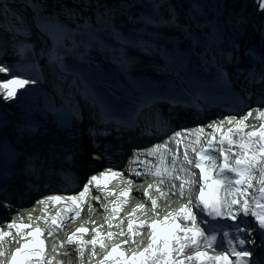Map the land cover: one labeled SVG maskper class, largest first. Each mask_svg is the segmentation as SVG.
Returning <instances> with one entry per match:
<instances>
[{
	"label": "snow or ice",
	"instance_id": "obj_1",
	"mask_svg": "<svg viewBox=\"0 0 264 264\" xmlns=\"http://www.w3.org/2000/svg\"><path fill=\"white\" fill-rule=\"evenodd\" d=\"M87 6V5H86ZM260 7L264 8V0H261ZM107 15V13H105ZM12 71L13 75L11 78H7L4 80H0V98L5 100H11L16 97L17 90L23 89L27 84H29V80L21 79L20 75L12 70L10 67L0 66V73H8ZM261 81H264V74L260 77ZM35 83V81H31ZM251 115V111L247 113V115H242L239 119L236 117H226L225 119L230 124H235V128L227 129V134H225L222 128H216L215 131L221 132L219 140L217 141L220 147L216 149L220 154L223 155V164L219 165V173H233L235 174V179L231 178H221L215 180L217 185L215 189V195L211 200H206L204 198L205 186L208 183L209 179H213V176L209 175V172H213L217 167V160L216 157L209 154V150L213 149L214 141L209 139L208 149H201L199 153H197L198 160L195 163V168L200 170L201 175L204 177V183L200 186L199 195L196 198L197 201V208L200 210L201 214L206 213L208 217H222L227 216L232 221H236L238 217L243 215V217H248L251 215L254 218V223L256 224V228L261 232L264 233V124L261 125V129L259 131H252L248 133H244L243 129L245 127V121L247 120L248 116ZM259 118L264 119V111L259 112ZM223 121H221V125ZM202 131V129H201ZM235 133H241V139L238 142V147L240 149L239 152L235 153V163L230 162V156L233 155L231 152V146L236 143L233 141L232 136ZM182 135L181 132H176L175 136L178 138ZM196 143H199L197 139ZM167 144V142H166ZM259 145L257 148L256 145ZM225 145L227 147H225ZM161 148L160 145H156L154 149L149 150V154L156 155L159 149ZM195 152L196 149L193 148ZM185 161L191 163L188 159L187 149H185L184 155ZM162 166L161 168L157 169L155 175L163 176L165 172L171 175L172 172L175 171V165L171 169H167L163 167V156H161ZM259 168L260 171V178H259V185L260 191L257 197H253L255 200V207L252 206L249 199L247 198L248 189L253 187V173L254 171ZM101 175H104L103 173ZM116 175V173H113ZM139 175V173H137ZM98 177L92 176L88 183L84 185L83 191L79 193L80 197H83L85 193L88 191V184H92L94 181H97ZM192 181H183L180 189V195L183 196L184 194V185L191 184ZM152 185H149L151 188ZM241 188H243V192H241ZM127 195V193H124ZM147 196V192L144 193ZM229 196L231 198H229ZM51 200H59L60 197H51ZM73 200L77 199V197H72ZM97 201L99 197L97 196ZM43 203V201H40ZM153 210L156 207V200L151 201ZM69 211H75L76 215H79V205H77L76 209H69ZM180 212L183 214V218L190 220L193 224L196 222V214L193 212V209L187 205L183 206L180 209ZM168 217H165L167 220ZM52 224L55 226L57 220L55 218L52 219ZM157 222H153L151 227L155 229ZM205 225L208 224V220L204 221ZM173 225L176 228L180 229V233H184L187 231L188 235H179L175 237L173 241H169L167 238L163 241L162 247L156 246V233L153 231L152 233V243L148 245L147 248L144 249L142 253L139 255L144 256V260L140 261L139 264H184L183 260L173 258V253H182L184 252L185 248L188 247H195L197 251L192 255L187 257L189 261H200V264H215L216 261H220L221 264H228V253H225L222 256H209L207 252L199 251L200 248V239H207L209 243H212L216 240V236L209 235L205 237V234L202 230L193 227L190 229H183L180 227L179 224H176L173 221ZM7 227L11 230L15 228L17 234H20V229L22 227H28L27 225H18L15 221H12L7 225ZM237 234L241 236H249L251 237L252 228H241L239 224L236 225ZM37 232L40 229H36ZM78 232L83 231L87 232V229L81 228L77 229ZM129 232H131V224L129 225ZM9 233L7 232H0V240H3ZM76 233H72L71 236L68 237L67 243L69 245L73 244L75 241L73 237H75ZM111 236V233H109ZM35 237H33L32 241L29 243L34 242ZM229 246L231 249V254L234 255L240 262V264H247V258L252 256L251 251L248 250H241L237 251L235 245L232 243L231 238H228ZM81 246L83 247L84 242L81 241ZM90 243L94 246L96 244V239L94 238ZM238 243L243 246L246 244V240L241 238L238 240ZM252 245H255V240L250 239L247 241ZM27 248L28 245L25 244L23 246ZM118 247V246H117ZM23 248H17L15 253L12 255L13 264L17 261V254H19ZM35 252H41L42 250L39 248L36 249H29ZM113 251H116L114 248ZM81 255H83L82 248H81ZM148 254V255H145ZM3 251H0V256H3ZM111 253H109V256ZM123 256V253L121 254ZM135 253L133 254V264H136L135 261ZM201 257H207V259L201 261ZM105 261L108 260V257L104 258ZM22 264H44V261H32V260H24ZM254 264V262H253Z\"/></svg>",
	"mask_w": 264,
	"mask_h": 264
},
{
	"label": "bare ground",
	"instance_id": "obj_2",
	"mask_svg": "<svg viewBox=\"0 0 264 264\" xmlns=\"http://www.w3.org/2000/svg\"><path fill=\"white\" fill-rule=\"evenodd\" d=\"M29 0H0V19L2 18V16H4L5 21H11V19H13L14 17L11 14V9L13 11H21L22 14L24 15V17H28V13L27 10H29V6L27 5ZM37 1V3H39L37 9H47V10H54L57 11L59 14L64 15L65 13L68 12H72V8L74 9H79V10H84V11H92L93 8L95 7L93 4V0H85L83 1V3L81 4L79 2V0H35ZM98 2H104L107 0H96ZM120 1H125V0H119ZM251 2L248 0H216V3L213 2V0H190V3H188L187 6H189V10L192 11L193 13V17L194 20L192 22V25H195L197 27V30L200 31V35H201V39L205 42L207 39H209L207 42V45L210 47H214L215 50H217L220 54L222 53V49H221V44H220V40L225 41L229 44H227V46H229V48H234L233 50V55H236L237 52H239V50H236V47L239 46L242 43H247V41L251 42V40H248L250 37L246 35H244V26L242 25V23L244 22L243 20H245L248 16V12L247 11H240V7L242 5H245L246 3ZM222 3L224 5V7H219V4ZM87 5V6H86ZM183 6V5H182ZM9 9H7V8ZM56 12V13H57ZM175 13H172L171 15H174ZM31 15V14H30ZM159 18H162L164 20H166L168 18V16L166 14H161V13H157L156 14ZM124 19H128L129 16L128 15H124ZM216 17V20H215ZM225 21V23H223L222 21ZM220 22V23H219ZM239 23L238 28L240 29V31H233V33H231L229 36H223L221 33L220 29H217L218 27H216V23H223L226 24V26H228L227 23ZM227 28V27H226ZM219 30V31H218ZM218 31V32H217ZM211 35V36H210ZM226 39V40H225ZM246 40V41H245ZM262 40V39H261ZM261 40H258L259 42H255V39L253 41L252 46L255 47H259L258 49H262L264 50V44ZM261 41V42H260ZM261 43V44H258ZM220 45V46H218ZM48 46V45H47ZM249 46V44H248ZM202 48H196L197 50H200V52H204L208 53L210 51V48H206V45L201 46ZM206 48V50H205ZM221 49V50H219ZM231 52V51H230ZM229 54V53H228ZM235 65V63L233 64V66ZM232 66V67H233ZM240 69H243V67L241 66ZM239 69V70H240ZM18 95H22V94H18ZM26 98H21L22 100L26 101ZM2 99V98H0ZM28 99V98H27ZM3 100V107H7L10 106L9 108H12L11 106H13V104L19 105L20 99L15 97L11 100ZM13 102V104H11ZM16 108H18L16 106ZM27 108V107H26ZM24 112L26 111L23 108H18V113L20 114V112ZM13 113H17L15 110L11 111ZM13 118H15V114H11ZM18 115V114H17ZM255 116V115H254ZM253 117H249L247 118V120L245 121V127L243 129L244 133H248V132H252V131H259L261 129V127H259L261 125V122L263 121V119L259 118L258 115L256 117H258V119H255ZM11 117V121L14 122L16 121V119H13ZM239 119V118H237ZM221 121H223V124L221 125ZM214 125H218V127H221L223 132L226 131L227 128H235L236 125L230 124L228 123V121L226 119L223 120H217L215 122H213ZM212 123L208 124L205 126V124L203 125V129H206V132L204 134V136L201 138V141H199V143H196L197 139L199 140V138H197V136H191V143L192 146H202V144L210 139L213 136V133H215V135L219 136L221 135V132H214V131H209L212 127H211ZM257 127H259V129H257ZM199 130V129H198ZM215 130V129H213ZM237 134V133H235ZM242 134L238 133V136H233L232 139L234 142L232 145V149H233V155L230 156V162L231 163H235V153L239 152L240 149L238 147V142L241 139ZM126 142L127 138H123ZM25 140V139H24ZM19 141V139L17 140ZM38 139H34L31 143V145L35 146L37 145L38 147H41L42 144L48 143L52 140H46L44 142L39 143ZM126 144L124 143L123 146H121L122 148H125ZM77 146V145H76ZM143 145H138V146H134V148L137 147H142ZM80 147L82 146V143L80 145ZM256 147L258 148L259 145L257 144ZM47 148H44V150H46ZM45 153H47V151H43ZM189 152H191L189 150ZM42 154V153H40ZM28 157H22L21 158V163H24V168H25V163H26V159ZM22 160H24L25 162H23ZM20 163V167L22 166V164ZM27 165V164H26ZM34 169V168H33ZM20 172V171H19ZM23 175V174H21ZM18 175L15 174L14 177L16 178ZM22 177V176H21ZM259 178H260V171L259 168H257L254 173H253V187L248 189V193H247V198L249 199L250 203L252 204L253 207H255V200L253 199V197H257L259 195V191H260V185H259ZM16 181V180H15ZM12 183V182H11ZM9 183V187H12V184ZM119 185L115 184L113 185V189L117 188ZM8 187V186H7ZM105 186H103L102 188H100L99 185H94L93 189L95 191L94 196H98V195H102L105 194V190H103ZM7 188H5L4 191H6ZM15 188L13 189H9L8 192L15 190ZM92 189V190H93ZM22 190V189H21ZM3 191V192H4ZM7 192V193H8ZM241 192H243V188H241ZM6 193V194H7ZM48 202H44L43 204H47ZM262 203H264V201H262ZM43 204H40L38 206H35V204L31 207V209L25 211V212H18L17 211V216L16 219L14 220L16 224L18 225H27L28 227H22L20 229V234H17L15 228L13 229H9L8 227H2V229H0V232H4L8 230V233H11V238L10 237H5L3 240H0V251H2V247L4 245V247L6 248V251L4 253H6V255L0 256V264H8L7 263V257L9 256V254L11 253V251L15 248L16 244L19 242V240L21 238H23L24 236L29 235V232L31 230H34L35 227L37 225H44L49 223L48 218L46 217V214L43 212H41L42 214H39V211L42 207ZM96 204H101V203H96ZM35 206V207H34ZM164 206V205H163ZM13 207V206H12ZM170 207V206H169ZM30 211L32 213L31 217L30 216ZM157 212V211H156ZM179 212V211H178ZM97 213V211H96ZM93 214V213H92ZM103 214H106V211H101V214H96V216L90 220L89 224L86 222L83 225L84 227H95V226H99L101 228L106 227V223L109 221V223H114L117 222L113 219V217L111 215H105L103 216ZM180 213H176L173 214V216H169V221L178 219L177 222H175L176 224H179L181 228L187 230L189 229L188 226L185 224V222H187V219L183 218V215H179ZM154 216V214H153ZM162 217V216H160ZM100 219L99 221H97V219ZM248 220H250L252 222V226H254V236L252 239L255 240V246L257 247L256 249V253H262L264 255V233H261L257 228H256V224L254 223V218L249 215L247 217ZM91 221H96V222H91ZM148 222L144 221L143 226L147 225ZM170 224V223H169ZM152 225V224H151ZM172 230L171 233H169L168 235H164L162 237H160L158 240H156V246L157 247H162L163 246V241L165 240V238H167L169 241H173L175 239V237L177 236V234L179 235H188L189 233L187 231H185L184 233H180V229L176 228L173 223L170 224ZM78 228L76 229H81V224L78 223V225L76 226ZM137 227L141 228L140 225H138ZM150 228V227H149ZM147 228V232H145V241L143 244V251L145 248L148 247V245L150 243H152V236L148 235V229ZM70 230H74V229H70ZM116 230V227H115ZM137 231V230H136ZM143 231V230H142ZM78 232V231H77ZM139 232V231H137ZM82 234V233H81ZM90 231L87 233H84L83 238L81 240H77L75 241L73 244L71 245H67L66 243L62 242V241H58L55 240L52 243V250L47 252V258L43 259L44 264H79V261L82 260V258L84 259V264H98L99 259H95L94 254H92V251L95 250L93 248V246L88 245L86 242H90L89 240L86 241V237H89ZM93 234V233H92ZM63 241H65L64 239H68L67 232L63 235H59V237L61 238ZM91 236V235H90ZM136 236H143L141 235V232H139L138 234L135 235ZM108 236H105V240H103L102 238H100L98 240V242L101 243H106ZM89 239V238H88ZM81 241L84 242L83 247L81 246ZM8 244V246L6 245ZM200 248L199 251L201 252H207L209 256H222V253L219 252H214L211 249H208L204 246V241L203 238L200 239ZM87 247V249H86ZM81 248H82V252L83 255L79 256L81 253ZM219 250H224L223 248H221V246H218ZM221 248V249H220ZM4 251V250H3ZM142 251V252H143ZM197 251V249L195 247H188L185 248L184 252L182 253H173V258L176 259H180L184 261V264H200V261H189L187 260V257L192 256L195 252ZM225 251V250H224ZM251 253H253V250H251ZM101 250L97 249L95 253H100ZM141 252V253H142ZM52 255V256H51ZM146 255V254H145ZM6 256V257H5ZM144 256H141V259L144 260ZM207 259V257H201V261ZM140 260V261H142ZM264 263V262H263ZM113 264H132L130 259L128 257H123L120 261H116ZM215 264H221L220 261H216ZM229 264V263H228Z\"/></svg>",
	"mask_w": 264,
	"mask_h": 264
},
{
	"label": "rangeland",
	"instance_id": "obj_3",
	"mask_svg": "<svg viewBox=\"0 0 264 264\" xmlns=\"http://www.w3.org/2000/svg\"><path fill=\"white\" fill-rule=\"evenodd\" d=\"M248 1H251V2H248L245 5H242L239 9L242 12H244V11L248 12V16L245 20H243L244 22L242 23V25L244 26V35L247 34V36L250 37L248 40H251V42L247 41L246 44L241 42V44L236 47V52H237V50H239V52H238V54H240L239 60H241V61H246L250 57H254V58H257V60L260 58V60L264 63V50L258 49L259 47L254 48L252 46L254 39H255V42L256 41L259 42L258 40L262 39L263 41L262 40L261 41L264 43V8L260 7L261 0H248ZM221 6L224 7V5L222 3L219 4V7H221ZM222 22L225 23L224 19ZM219 23H216L215 25H216V27H218L217 29L221 30L220 34H222L223 36H225V34H226V36H229L231 33H233V31H240V29L238 28V26H239L238 22L237 23H231V24L227 23L228 26H226V24L223 25V23H221V24H219ZM219 41H220V43L223 42L220 39H219ZM248 44H249V46H248ZM258 44H261V43H258ZM261 45H264V44H261ZM21 114H23V113L21 112ZM23 115H28V116L32 115V111H30L28 114H23ZM256 116H254V118L258 119L259 115H258V117H256ZM262 124H264V119L261 122V125ZM261 125L259 127H261ZM259 127H257V129H259ZM203 130L204 129H202V131L199 130L198 132H196L197 138L203 134ZM172 203L169 204L170 207L173 205ZM140 213H141L140 216L142 215L144 217H147L149 215L147 210L140 211ZM123 229L124 228L121 224L120 226L116 227L115 232H117V235L120 237L129 236L131 238H134L136 240V243L134 242L135 245H139V244L143 243V241L145 240L144 236L134 237V233H135L134 231L130 232V233H127V231H126V233H124ZM97 235L100 236V238H102L103 240H105V234L102 230L99 231L97 233ZM95 237L96 236L91 237L88 240L92 241ZM96 242H97V239H96ZM6 245L8 246V244H6ZM96 250L97 249L95 248L94 252H96ZM2 251H3V253L6 251V248L4 247V245L2 247ZM137 251L140 252V249H138ZM80 256H82V255L80 254ZM84 263H85L84 259L82 258V260L79 261V264H84Z\"/></svg>",
	"mask_w": 264,
	"mask_h": 264
}]
</instances>
